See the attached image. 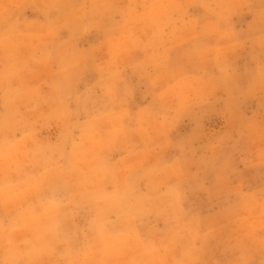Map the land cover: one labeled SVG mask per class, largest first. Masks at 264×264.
Listing matches in <instances>:
<instances>
[{"label":"clouds","instance_id":"9594fccd","mask_svg":"<svg viewBox=\"0 0 264 264\" xmlns=\"http://www.w3.org/2000/svg\"><path fill=\"white\" fill-rule=\"evenodd\" d=\"M0 264H264V0H0Z\"/></svg>","mask_w":264,"mask_h":264}]
</instances>
